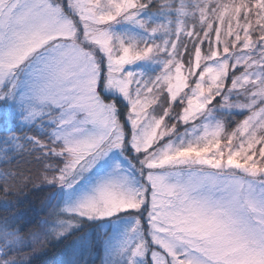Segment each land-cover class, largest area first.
<instances>
[{"label":"snow or ice","instance_id":"snow-or-ice-1","mask_svg":"<svg viewBox=\"0 0 264 264\" xmlns=\"http://www.w3.org/2000/svg\"><path fill=\"white\" fill-rule=\"evenodd\" d=\"M0 209V264H264V0H0Z\"/></svg>","mask_w":264,"mask_h":264},{"label":"rangeland","instance_id":"rangeland-1","mask_svg":"<svg viewBox=\"0 0 264 264\" xmlns=\"http://www.w3.org/2000/svg\"><path fill=\"white\" fill-rule=\"evenodd\" d=\"M27 158H20L18 159V161H14L13 164L16 165L17 163L19 164V167L22 169V170H25L27 171L29 167H31L32 169H35V165H28L27 163H25V160Z\"/></svg>","mask_w":264,"mask_h":264},{"label":"trees","instance_id":"trees-1","mask_svg":"<svg viewBox=\"0 0 264 264\" xmlns=\"http://www.w3.org/2000/svg\"><path fill=\"white\" fill-rule=\"evenodd\" d=\"M0 211H2V209H0Z\"/></svg>","mask_w":264,"mask_h":264}]
</instances>
